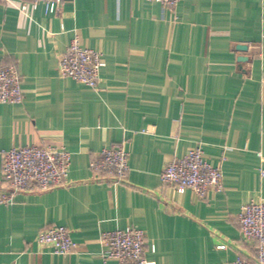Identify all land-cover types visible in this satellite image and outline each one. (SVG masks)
Returning <instances> with one entry per match:
<instances>
[{
	"label": "crops",
	"instance_id": "1",
	"mask_svg": "<svg viewBox=\"0 0 264 264\" xmlns=\"http://www.w3.org/2000/svg\"><path fill=\"white\" fill-rule=\"evenodd\" d=\"M74 36L102 53L96 89L57 73ZM9 63L23 98L0 103V152L61 146L70 164L68 185L0 202V264H102L101 233L127 226L143 230L145 257L156 264L254 255L236 215L264 198V0H180L174 9L149 0H62L53 13L40 1L8 0L0 4V65ZM120 142L125 181L95 180L90 161ZM195 144L222 169V190L204 198L159 178ZM1 163L0 153V196ZM49 225L65 226L75 248L41 247L35 237Z\"/></svg>",
	"mask_w": 264,
	"mask_h": 264
},
{
	"label": "built area",
	"instance_id": "2",
	"mask_svg": "<svg viewBox=\"0 0 264 264\" xmlns=\"http://www.w3.org/2000/svg\"><path fill=\"white\" fill-rule=\"evenodd\" d=\"M8 0H0V4ZM44 3L47 12H56L62 0H32ZM162 7L174 9L180 0H149ZM26 4L20 5L25 10ZM105 64L102 53L92 49L77 36L70 39L59 54L57 73L93 89L98 87L100 69ZM20 75L13 64L0 65V103L16 104L22 101ZM1 182L6 192L0 202L11 203L15 193L42 191L69 184L67 173L70 153L61 146L26 145L1 150ZM260 156V153H257ZM89 168L95 180L109 179L115 183L125 181L128 170V152L122 142L98 151ZM264 176V169L260 168ZM159 178L167 187L189 189L199 198L209 190L223 188L222 169L208 161L200 144L189 147L186 152L163 165ZM243 240L255 243L252 257L237 255L230 264H264V198L244 202L236 215ZM36 242L51 253L67 254L75 248L71 232L63 225H49L40 229ZM99 241L102 245V264L114 259L118 264H156L145 257V235L142 229L127 226L123 229L104 231ZM219 249L226 248L220 244Z\"/></svg>",
	"mask_w": 264,
	"mask_h": 264
},
{
	"label": "water",
	"instance_id": "3",
	"mask_svg": "<svg viewBox=\"0 0 264 264\" xmlns=\"http://www.w3.org/2000/svg\"><path fill=\"white\" fill-rule=\"evenodd\" d=\"M238 47H239L240 49H245V48H246L245 45H243V44H239ZM244 58H245V57H242L243 60H244Z\"/></svg>",
	"mask_w": 264,
	"mask_h": 264
}]
</instances>
